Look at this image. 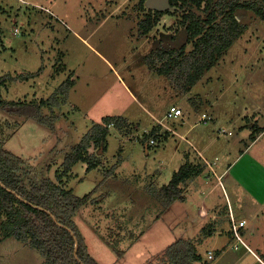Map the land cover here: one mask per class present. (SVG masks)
Masks as SVG:
<instances>
[{
    "label": "rangeland",
    "instance_id": "rangeland-1",
    "mask_svg": "<svg viewBox=\"0 0 264 264\" xmlns=\"http://www.w3.org/2000/svg\"><path fill=\"white\" fill-rule=\"evenodd\" d=\"M213 1L214 5L217 0ZM223 1L228 4L233 0ZM139 3L140 0H0V76L25 77L44 68L36 77L38 79L33 77L7 84L8 88L1 91L2 98L38 103L49 99L71 76L74 80V86L67 92L68 108L45 106L41 109L44 116L51 112L57 114L56 131L52 130L55 132L34 120H25L0 109L3 131L0 136H9L5 148L28 160L41 177L58 182L57 175L63 170L66 155L103 117L121 116L139 125L128 124L120 129L109 125L108 133L111 134L106 136L107 149L104 143L102 149L92 145L89 151L99 157L101 164L88 172L86 164L79 162L59 181L77 197L96 189L93 200L79 209L74 221L98 264H162L161 255L171 244L180 239L196 242L202 236L201 229L211 234L215 231L214 236L227 237L230 218H215L220 224L218 229H211L214 215L201 219L199 204L209 209L217 205L220 211H225L229 201L234 207L236 221L239 218L247 220L242 240L253 246L262 245L264 136L252 141L261 131L259 125L264 126V24L249 10L236 11V20L245 26L244 32L214 66L205 71L199 86L193 90L199 97L193 96V106L203 101L201 96L206 97L207 104L215 103L217 115L226 121L238 115L241 125L245 126L237 131V126L231 125L223 132L230 131L233 136L226 134L225 138L238 142L233 158L228 161L230 175L221 181L214 177L201 186L190 184L192 180L180 184L184 200H176L165 208L152 192L168 184L186 158L180 161L175 151L177 142L173 139L168 144L147 145L146 153L148 137L144 133L149 131L146 127L152 122L150 113H155V107L143 102L140 91L143 88L149 91L153 85L164 90L166 81L174 90L184 83L185 88L188 86L186 79L190 76L183 72L179 80L176 74L170 78L162 75L165 81L148 74L145 67L152 65L151 53L156 49L184 46L183 56L193 49L181 24L189 8H172L147 36H142L138 23L151 10L146 3L143 8ZM260 4L264 7V1ZM189 10L202 19L209 12L194 7ZM14 31H18L17 35ZM160 64L154 63L161 68ZM179 90L177 92L182 94ZM56 97L60 105L59 98L63 95ZM61 111L67 115L68 122L58 115ZM257 112H260V122L254 120ZM164 114L158 110L156 116L162 118ZM114 131L131 142V147L125 146L122 154L117 153L119 141ZM137 137L140 141L135 142ZM188 152L191 156L197 155L190 147ZM202 177H207L204 171ZM202 192L208 193L203 204L200 203ZM258 206L263 208L256 211ZM251 210L256 213L252 214ZM198 246L202 260L208 261L212 245ZM248 246L253 253L257 252ZM113 247L124 252L122 258H118ZM243 251L242 248L230 250L214 264H229L233 253L238 256ZM253 262L254 258L247 253L236 264ZM0 264H43V258L28 244L14 238L3 240L0 235Z\"/></svg>",
    "mask_w": 264,
    "mask_h": 264
},
{
    "label": "trees",
    "instance_id": "trees-1",
    "mask_svg": "<svg viewBox=\"0 0 264 264\" xmlns=\"http://www.w3.org/2000/svg\"><path fill=\"white\" fill-rule=\"evenodd\" d=\"M146 1L140 0L141 8ZM168 1L172 8L183 9L187 6L189 9L194 7L209 11L206 18L202 19L188 9L184 20L181 21L185 27L187 41L193 45L188 55H182L184 46L178 49H156L151 53V57L154 58L150 57L152 65L149 69L168 78L174 74L179 76L182 72L190 76L186 79L188 86L185 88V83L180 86L182 92H187L205 71L214 66L218 58L244 32L245 27L236 20V11L249 10L264 24V7L260 4L264 0H233L228 4L223 0H217L214 5L213 0ZM168 14L170 11H149V14L138 23L142 36H147L163 16ZM156 62H160L162 67L154 65ZM39 71L25 77H14L9 74L0 76V109L25 120H34L52 131L55 129L58 116L52 112L49 116H44L41 109L45 106L59 107L56 96H65L73 84L72 81L66 80L49 99L40 100L38 103L5 101L1 95L2 89L8 88L7 84L33 78ZM111 124L117 129L128 125L127 121L119 116H106L101 122L92 125L66 155L62 164L63 170L57 175L58 182L41 177L28 160L16 156L5 148V142L9 139L8 134L0 136V235L3 240L14 238L18 242L28 244L40 254L43 264H98L89 253L85 238L74 221L79 209L93 200L91 198L96 189L83 197H77L59 181L79 162L86 164L88 172L101 164L96 154L89 153V148L92 145L97 149L103 148L109 132L108 126ZM2 133L0 127V134ZM201 173L200 166L185 162L173 174L168 184L158 191H153L152 194L166 208L176 200H184L179 185L193 180ZM200 234L202 236L196 242L180 239L171 244L161 255L162 264H210V261L202 260L197 252V245L211 233L202 229ZM227 234L231 237L230 232ZM114 251L119 259L124 255L123 251L115 248Z\"/></svg>",
    "mask_w": 264,
    "mask_h": 264
},
{
    "label": "crops",
    "instance_id": "crops-1",
    "mask_svg": "<svg viewBox=\"0 0 264 264\" xmlns=\"http://www.w3.org/2000/svg\"><path fill=\"white\" fill-rule=\"evenodd\" d=\"M239 10H242V9H239ZM174 48H175L174 46L169 47V49H174ZM145 68L147 69L148 74L152 75L153 77H156L158 80L159 79L165 80L164 76L156 73V71L153 72V70L147 67ZM43 71H44V68L40 70L38 75L42 73ZM31 74H34V72ZM37 76H35V78L33 79H38L36 78ZM70 81H72V83L74 82L72 76L70 78ZM199 82L200 80L196 81L195 84L191 86L187 92H181L182 94H179V92H177L180 89V87L178 88L176 87V89L178 90H174L175 88L173 89V87H171L167 81L165 85L166 87L164 86V90L160 88L161 86H159L157 89L156 85H153V88L152 89L150 88L149 91L143 88L140 91V94L142 95L143 102H145L146 105L150 107L152 106L155 107V113L153 112L150 113L152 122L149 124L150 126L146 127V129H149V131L144 133V134H147L148 141L150 138H154L157 140V144H159L160 142H164L165 144H168L169 140H172V139L176 140L177 145L175 147V151L177 152L178 157L179 158L181 157L180 161L182 162L186 158L185 162H189L193 166H200L202 168V173L203 171L206 173L207 175L206 178H203L202 173H201L198 177L194 178L190 182V184H199L201 186V185L207 184L209 180L214 179V177L221 181L222 178L224 179L230 175V173H228V169L231 165L228 164V161L230 162L229 159H231V157L233 158L234 156L233 150H234V147L238 144V142L237 140H235L234 142H231L229 139H226L225 137H227L226 136L227 133H223V132L228 130L229 129L228 127H230L231 125H236L237 129L232 128V127L231 128L237 131L239 130L242 131L245 126L243 127L241 125L242 123L238 115L237 116L232 115L231 118H229L227 121L224 120L222 117H220V115H217V113L215 112V103H212L211 105H209V103L207 104L206 101H208V99H206V97L203 99V96H201V100L203 101H201L200 104H197V106H193L195 104L193 100V96L198 97V93H193V90H195L199 86ZM73 84L72 86H74ZM69 90L70 89H68L67 92H69ZM65 96L66 97L63 96L62 98H59L61 104L59 105L58 109L60 110L61 108L63 109L68 108L67 93ZM202 103L204 104L202 105ZM171 107L180 108L182 115L177 119H167L165 116H166L167 111ZM259 109L260 107L257 108V110ZM158 110H161L163 113H165L162 118H158L156 116V113ZM254 110H252L251 112H255ZM257 113L258 115L256 118L254 117V120L256 122H260L262 120V119L258 120L259 118L258 116H260V112H257ZM58 115L60 116V118H64V122H68L67 115L63 111H61L60 114L58 113ZM121 118L126 120L128 124H133L134 126L137 125L139 127V125L135 123L134 121H130L129 119L125 117H121ZM165 120H169L170 122L166 123ZM200 122H202L203 124L202 126L200 125ZM259 126L261 127V131L258 133L257 138H255L252 141V143H254L256 139H260L261 137L264 136V126H261V125ZM89 129L87 130V132L89 131ZM55 131H52V132H55ZM113 133L118 138V141H119V148H118L117 153L122 154L125 146H127L128 149L129 147H131V142L126 141V139H124V136H122L119 132L114 131ZM109 134H111V132L108 133L107 137L109 136ZM222 134H224L225 136H222ZM227 135L228 137L233 136V134H231L230 131L228 132ZM107 137L105 141L106 149H107ZM242 137H241L240 142L243 140ZM138 139L139 137L136 138L135 142L138 141ZM147 145L150 146L148 142L146 143V153H147V148H149ZM188 147L192 148L193 151H195L197 155L191 156L190 153L188 152ZM89 151H90V148H89ZM76 165L77 164H75L73 167H75ZM84 167L85 166H83V168ZM237 191L238 190H236L235 192ZM235 192H233L234 198H235ZM201 195H202V198L200 199V203L203 204L206 202L208 193L202 192ZM228 198L230 200L229 195H228ZM255 198L257 200L259 199V197H256V196ZM228 202L229 201H227V208L225 209V211H223V209L222 211H220L217 205L215 206L214 209H211V208L209 209L207 208V206L205 208V207H201L199 204L197 209L199 210L201 219L203 217H206V218L210 217V215L213 214L214 218L212 219V222L214 223L211 225V229L213 227L214 229H218V225L220 224V222H217V220L215 219L217 217L218 218H222V217L230 218V216H232V218L236 220V216L233 211L234 207L233 205L230 206V203ZM253 204H255V202H253ZM253 207L255 208L254 205ZM259 208H263V207L258 206L256 211H258ZM237 209H239L238 206H237ZM239 210L242 211L241 209ZM252 210H251V213L255 214L256 211L253 212ZM247 212L249 213V211ZM242 220L246 222L244 226L245 228L247 225V220L245 218H239L237 221H242ZM244 228H242L240 231V234L243 240L245 238V231H246L244 230ZM214 232L215 231H213V233L209 237H207L208 240H205L206 238L203 239L204 243H209L210 245H212L209 247V251L214 252L216 254L214 258L215 260L212 264H214L215 261L218 258H220L222 254L227 253L230 250H233L231 248V242H232L231 237L228 238V236L226 237L225 235V237L222 238L221 235L218 236L219 234L214 236ZM250 232L251 231H249V233ZM203 241L201 242V244H199L198 247L204 246ZM244 243L248 247V249L251 251V253L247 252L245 248L241 247L244 250L243 251L244 253L238 256H237V253H233V257L232 259L231 258L229 259L228 263L236 264V262L239 261L243 257L244 254L247 255V253H249L254 258L253 264L255 263V261L256 262L258 261L257 264H259V260L264 263V242L260 246H256V245L253 246L251 242H248L247 240H245ZM248 245L254 248L255 251L257 252L253 253L252 249H250ZM238 250H235V251H238Z\"/></svg>",
    "mask_w": 264,
    "mask_h": 264
},
{
    "label": "built area",
    "instance_id": "built-area-1",
    "mask_svg": "<svg viewBox=\"0 0 264 264\" xmlns=\"http://www.w3.org/2000/svg\"><path fill=\"white\" fill-rule=\"evenodd\" d=\"M18 31H14V34L17 35ZM182 115L181 113V109L180 108H176V107H171L167 113H166V118L167 119H177ZM112 125V124H111ZM150 146H156L157 145V140L154 138H150L148 141ZM246 222L244 220L242 221H236L232 218V216H230V227H229V232L231 233V237H232V242H231V248L233 250H238L239 248L243 247L246 249L247 252L251 251L248 249V247L245 245L244 241L242 240L240 231L242 228H244ZM208 261H211L214 259V254L213 252L209 251L208 253ZM259 264H264L263 262H261L259 260Z\"/></svg>",
    "mask_w": 264,
    "mask_h": 264
},
{
    "label": "water",
    "instance_id": "water-1",
    "mask_svg": "<svg viewBox=\"0 0 264 264\" xmlns=\"http://www.w3.org/2000/svg\"><path fill=\"white\" fill-rule=\"evenodd\" d=\"M147 9L151 11L165 12L172 9L168 0H147L146 1ZM101 151H99V154Z\"/></svg>",
    "mask_w": 264,
    "mask_h": 264
}]
</instances>
